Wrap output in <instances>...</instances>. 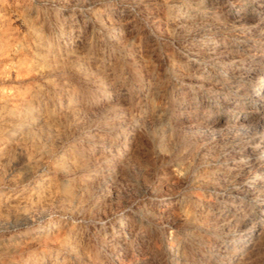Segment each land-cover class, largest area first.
Instances as JSON below:
<instances>
[{"label": "rangeland", "instance_id": "obj_1", "mask_svg": "<svg viewBox=\"0 0 264 264\" xmlns=\"http://www.w3.org/2000/svg\"><path fill=\"white\" fill-rule=\"evenodd\" d=\"M0 264H264V0H0Z\"/></svg>", "mask_w": 264, "mask_h": 264}, {"label": "bare ground", "instance_id": "obj_2", "mask_svg": "<svg viewBox=\"0 0 264 264\" xmlns=\"http://www.w3.org/2000/svg\"><path fill=\"white\" fill-rule=\"evenodd\" d=\"M239 240V239H238Z\"/></svg>", "mask_w": 264, "mask_h": 264}]
</instances>
